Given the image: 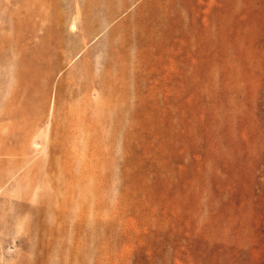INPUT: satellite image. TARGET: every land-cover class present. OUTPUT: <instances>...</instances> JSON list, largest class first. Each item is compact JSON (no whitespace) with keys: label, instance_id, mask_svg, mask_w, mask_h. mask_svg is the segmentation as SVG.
I'll return each mask as SVG.
<instances>
[{"label":"rangeland","instance_id":"rangeland-1","mask_svg":"<svg viewBox=\"0 0 264 264\" xmlns=\"http://www.w3.org/2000/svg\"><path fill=\"white\" fill-rule=\"evenodd\" d=\"M0 264H264V0H0Z\"/></svg>","mask_w":264,"mask_h":264}]
</instances>
